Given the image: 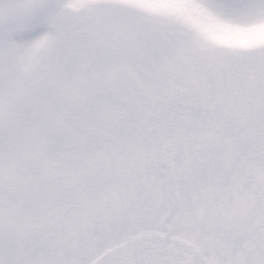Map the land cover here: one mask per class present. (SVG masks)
Returning <instances> with one entry per match:
<instances>
[{"label": "snow or ice", "instance_id": "snow-or-ice-1", "mask_svg": "<svg viewBox=\"0 0 264 264\" xmlns=\"http://www.w3.org/2000/svg\"><path fill=\"white\" fill-rule=\"evenodd\" d=\"M0 264H264V0H0Z\"/></svg>", "mask_w": 264, "mask_h": 264}]
</instances>
